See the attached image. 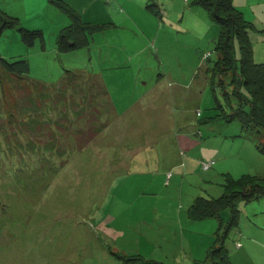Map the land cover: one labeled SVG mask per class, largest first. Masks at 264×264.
I'll return each instance as SVG.
<instances>
[{
  "label": "rangeland",
  "instance_id": "obj_1",
  "mask_svg": "<svg viewBox=\"0 0 264 264\" xmlns=\"http://www.w3.org/2000/svg\"><path fill=\"white\" fill-rule=\"evenodd\" d=\"M16 2L26 28L43 19L47 48L28 47L16 28L0 34V56L30 61V72L13 79L0 66V264H129L133 256L211 264L219 223L190 217L189 206L223 193L220 172L264 174L263 134L237 119L225 123L214 109L216 93L231 113L210 84L218 24L193 0H156L161 17L151 0H102L97 15L78 12L105 28L89 46L60 53L67 15L58 28L47 0L31 13ZM234 4L255 25L254 59L264 62V0ZM94 77L116 111L81 148L89 123L76 113L85 103L79 91L95 96ZM57 137L63 155L52 153ZM256 201L237 203L240 218L226 241L233 264H264V200Z\"/></svg>",
  "mask_w": 264,
  "mask_h": 264
},
{
  "label": "trees",
  "instance_id": "obj_2",
  "mask_svg": "<svg viewBox=\"0 0 264 264\" xmlns=\"http://www.w3.org/2000/svg\"><path fill=\"white\" fill-rule=\"evenodd\" d=\"M48 1L61 9L70 20V23L61 28L57 34L56 48L60 53L89 46L92 34L105 28L102 24L84 21L78 10L64 0ZM192 3L202 5L208 11L211 20L215 21L219 26V34L215 40V49L219 57L215 60L212 67L210 84L214 93L215 86L220 88L225 105L229 106L231 113L227 112L226 107H224L216 93L214 97L219 107H214V109L220 108V111L224 113L225 123L237 119L241 122L244 131L251 132L256 130V132H261L264 138V62H258L254 59V49L249 35V31L255 29V25L245 19L243 12L235 6L234 0H193ZM1 7L0 4V34L8 28H16L21 34L22 41L28 47H34L39 43L42 50L47 48L45 33L41 28L34 30L26 28L19 17L5 12ZM147 7H153L154 13L161 17L162 9L156 0H151ZM0 66L9 74V79H13L14 76H23L30 72V61L26 57L10 60L0 56ZM67 80L63 78L65 83L69 82ZM93 80L100 88V90H96L95 96L90 95L87 90L82 88L79 91L81 95L80 93L78 94L81 96L79 103L82 100L85 101L84 104L81 103L83 107L76 111L80 118L79 122L81 123L83 118L89 123L87 128L89 135L85 140L81 141V148L85 147L97 133L109 125V114L113 112L114 117L116 111L101 80L97 77H94ZM63 81L60 82V85ZM91 97H95V106H92L94 101ZM88 103L91 107H87ZM219 116H221V113H216L208 118L209 121L206 120V122H211L213 120L210 119H215ZM65 118L70 119L67 115H65ZM65 118L64 116L61 117V119ZM74 122L75 118H72V123H69V128L67 129L62 122H59V126L69 130L72 125H75ZM80 127L82 126H79L77 130H82ZM57 140V150L52 153L63 155L67 150L66 144L63 142L64 140L62 141L63 143L60 142L58 137ZM61 143L66 148L63 149L64 152L62 153L60 152ZM259 148L264 154V143ZM206 162L211 164L209 168H203L204 170H210L216 163L213 159L204 161L202 167ZM222 176L224 191L220 196H198L188 208L190 217L194 219L215 218L219 223L215 243L210 248V255L214 259L211 264H233L228 249L229 244L226 241L231 230L236 228L240 218V209L237 203L241 200L264 199V174H243L235 178L231 173L225 172ZM226 210H228V214ZM225 214L228 216H225ZM236 235H238L237 239H240V233L237 232ZM237 245L243 246L241 241H237ZM126 261L129 264H164L158 261L141 260L136 256L129 257Z\"/></svg>",
  "mask_w": 264,
  "mask_h": 264
},
{
  "label": "crops",
  "instance_id": "obj_3",
  "mask_svg": "<svg viewBox=\"0 0 264 264\" xmlns=\"http://www.w3.org/2000/svg\"><path fill=\"white\" fill-rule=\"evenodd\" d=\"M40 1H42V0H30L29 1V6H33V7L36 8L37 3L40 2ZM64 1L67 2L68 4H70L76 10L83 11V13H84V11H86V12L89 11L88 12L89 15L91 14L92 16H95L98 13H100V11H102V7H103L102 6V0H64ZM21 2H22V4H21L20 8H22V6H26L28 0H21ZM47 2L49 4V12L52 13L51 16H54V19H51L50 22L53 23V24H57L58 28H59L61 25H63L62 23H64V20L66 21V17L64 15V13L58 7H54L52 4L49 3L48 0H47ZM0 4L2 6L1 8L5 12H7V13H9L11 15L17 16V17L22 15V12H17V6H16L17 2H16V0H4V1L0 0ZM98 6H100V7H98ZM33 7L28 9L29 11H25V9L22 8L24 10V11L23 10L22 11L24 13H29V12L31 13V10H32ZM42 21H43V19L40 20V23ZM40 23H38L36 21V23L33 24V25L34 26H38L37 28H40V27H42ZM224 173L225 172H220V174H222V175ZM259 200H264V199H259ZM256 202H258V200Z\"/></svg>",
  "mask_w": 264,
  "mask_h": 264
},
{
  "label": "built area",
  "instance_id": "obj_4",
  "mask_svg": "<svg viewBox=\"0 0 264 264\" xmlns=\"http://www.w3.org/2000/svg\"><path fill=\"white\" fill-rule=\"evenodd\" d=\"M210 164H211L210 162H206V163H204V164H203V168H204V169L209 168V167H210Z\"/></svg>",
  "mask_w": 264,
  "mask_h": 264
}]
</instances>
